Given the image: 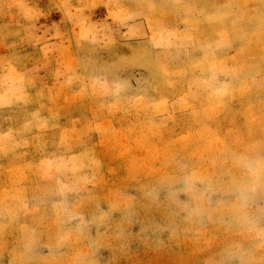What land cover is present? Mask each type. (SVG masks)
<instances>
[{
	"label": "rangeland",
	"instance_id": "rangeland-1",
	"mask_svg": "<svg viewBox=\"0 0 264 264\" xmlns=\"http://www.w3.org/2000/svg\"><path fill=\"white\" fill-rule=\"evenodd\" d=\"M0 264H264V0H0Z\"/></svg>",
	"mask_w": 264,
	"mask_h": 264
}]
</instances>
